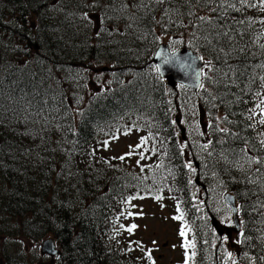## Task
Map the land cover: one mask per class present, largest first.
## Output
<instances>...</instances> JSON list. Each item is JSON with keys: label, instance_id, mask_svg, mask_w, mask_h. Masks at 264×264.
<instances>
[{"label": "trees", "instance_id": "1", "mask_svg": "<svg viewBox=\"0 0 264 264\" xmlns=\"http://www.w3.org/2000/svg\"><path fill=\"white\" fill-rule=\"evenodd\" d=\"M0 29L25 47L0 76V264L26 263L8 240L37 252L47 238L55 264H154L119 233L131 204L157 196L183 213L187 264H220L226 238L225 264H264V0H0ZM163 44L204 60L198 93L160 78ZM178 120L195 121L192 139ZM131 128L148 138L142 171L105 155ZM225 193L237 199L239 241L211 224Z\"/></svg>", "mask_w": 264, "mask_h": 264}, {"label": "rangeland", "instance_id": "2", "mask_svg": "<svg viewBox=\"0 0 264 264\" xmlns=\"http://www.w3.org/2000/svg\"><path fill=\"white\" fill-rule=\"evenodd\" d=\"M17 20L19 19L11 18L8 22H6V25L8 24L10 27H15V23H18ZM261 43H264V37L262 38ZM21 50H25L21 41L14 35L11 36L8 31L0 29V76L5 68V65L11 59L15 61V56L19 55L20 52H23ZM105 78L110 80L108 76ZM108 82L105 83V85L108 84ZM259 104L260 105L257 108L256 113L259 114L261 121H264V99ZM259 116L257 117L259 118ZM192 123H195V121ZM192 123L185 122L183 120L182 126L189 131L187 140L188 138L192 139L197 132V129L193 130ZM262 127L264 131V123H262ZM129 132L130 135L122 134L119 136L117 141L111 144L107 141L106 148L103 146L105 155L118 160L120 157L125 156L126 153H129V146L135 148L140 138V133L133 128H131ZM110 137V134L109 136H104L103 141L104 139ZM141 154H143V152L141 150L138 151L136 148V150L130 155L125 156V159L122 161H128L130 163L129 166H131L132 163L135 169L140 168L142 171L146 166L147 157L143 154L145 158L141 159ZM154 161H156V159ZM194 163V160H191L189 165L194 167ZM174 201L163 200L161 202H155L152 200H145L133 203L131 206L132 215L127 219V221H125L124 229L132 224L137 225V227L132 233L123 229L122 235H120L121 245L130 248L133 254L142 257L144 260H149L150 254V260L153 259L154 264H183V262H187L188 259L185 257L186 252L182 247V243L192 240L191 232L189 229L185 228L186 236L182 238L179 235L183 226L176 224L173 219L176 215V210L174 209L176 202ZM213 205L216 218L224 226L233 228L232 214L225 208L222 199H217L216 201L214 200ZM199 207H201V205H199ZM141 212L142 215H140ZM225 242L222 245L224 252L221 254L220 264H225L228 254L231 253V249L233 250V246L229 244L227 239H225ZM42 243L40 244L39 251L37 252L33 251L30 244H27L26 242L18 244L17 240H8L5 246L7 252L16 254L20 258L23 256V253L19 252L22 248H25L27 254L26 256H23L22 260L26 263L21 264H55L58 258L42 254Z\"/></svg>", "mask_w": 264, "mask_h": 264}, {"label": "water", "instance_id": "3", "mask_svg": "<svg viewBox=\"0 0 264 264\" xmlns=\"http://www.w3.org/2000/svg\"><path fill=\"white\" fill-rule=\"evenodd\" d=\"M169 51V47L162 45L159 47L158 51L155 54V57L153 58V63L161 69V71L158 72L161 78L163 80H166L168 86L172 89H175L179 85V81H181L187 82L185 86L186 88L194 91L195 93L199 92L201 89L200 85H202L203 83L204 61L198 54L194 53L190 49L178 50L180 51L181 57H186L192 63L194 61L193 64H195V67L197 69L195 76L186 79L182 73L164 64L163 58L167 55ZM197 73H200L199 79H197ZM177 124L180 125V121H177ZM180 129L182 131L184 139L186 130L182 127H180ZM223 199L227 203L228 207H230V209L233 211V222L237 230H240L238 208L234 195L231 193H226L223 196ZM212 226L220 236H223L225 230L223 229V226L220 224V222L215 218L212 219ZM41 252L43 255L51 256L53 258H58L60 256V251L57 249L56 243L53 239H47L42 243Z\"/></svg>", "mask_w": 264, "mask_h": 264}, {"label": "snow or ice", "instance_id": "4", "mask_svg": "<svg viewBox=\"0 0 264 264\" xmlns=\"http://www.w3.org/2000/svg\"><path fill=\"white\" fill-rule=\"evenodd\" d=\"M156 2H157V3H161V2H163V0H156ZM210 2H212V0H205V3H210ZM221 2H222V3H227L228 0H221ZM242 2H247V0H242ZM201 20H205V18L201 17ZM164 63H165V65H166V64L168 63V61L165 60ZM193 63H194V61H193ZM156 71H157V72H160L161 69H160L159 67H157ZM199 76H200V73H197V79H199ZM200 86L202 87L203 85H200ZM181 88H183V87H181ZM261 123H264V121H261ZM127 134H128V133H125V135H127ZM105 143H107V142H105ZM147 143H148V138H144V137H142V138H141V141H140V144L136 145L135 148H133L132 146H129L130 151H129V153H126L125 156L130 155L132 152H134V151L136 150V148H142V147H144ZM125 156L120 157V159H121V160L125 159ZM144 158H145L144 155L141 154V159H144ZM189 167H191V165H189ZM136 198H140V197H129V198H128V203L130 204V203H131V200H132V199H136ZM155 199H156V200H159L160 197L157 196V197H155ZM177 212H178L179 214H178L177 216H174L173 219H174V220H178V221H183L184 216H183V213L180 211L179 206H177ZM128 215L131 216L132 213L129 212ZM140 215H142V212L140 213ZM121 227L123 228V225H122ZM136 227H137V225L132 224L131 226L127 227V228L124 229V230L127 231V232H129V233H132L133 230H134ZM179 235H180L182 238L186 236L185 228H183V227L181 228V230H180V232H179ZM182 247L186 250V253H187V249H188L189 247H191V248L194 249V248H195V244H194V243L189 244V243H187V242L185 241L184 243H182ZM192 255H195V253L193 252ZM228 255H229V257L231 258V255H232V254L229 253ZM149 259H151V255H150V254H149ZM186 259H190V257H187V255H186Z\"/></svg>", "mask_w": 264, "mask_h": 264}, {"label": "clouds", "instance_id": "5", "mask_svg": "<svg viewBox=\"0 0 264 264\" xmlns=\"http://www.w3.org/2000/svg\"><path fill=\"white\" fill-rule=\"evenodd\" d=\"M261 37H264V32L260 34ZM259 38L257 37V43L259 42ZM261 47H264V45H261ZM163 60H167L168 63L166 64L169 67L174 68L176 71L182 73L184 77L191 78L196 75L197 69L195 67V64H193L189 59L186 57L180 56V51L178 50H170L167 55L163 58ZM165 64V63H164ZM187 82H181L179 81L180 87H185Z\"/></svg>", "mask_w": 264, "mask_h": 264}, {"label": "flooded vegetation", "instance_id": "6", "mask_svg": "<svg viewBox=\"0 0 264 264\" xmlns=\"http://www.w3.org/2000/svg\"><path fill=\"white\" fill-rule=\"evenodd\" d=\"M204 193L207 194L206 192H204ZM204 193H202V192L196 193V196L198 197L196 199H199L200 198L201 200H203ZM234 238H235V240H238L239 241L241 239V233L240 232H234Z\"/></svg>", "mask_w": 264, "mask_h": 264}, {"label": "bare ground", "instance_id": "7", "mask_svg": "<svg viewBox=\"0 0 264 264\" xmlns=\"http://www.w3.org/2000/svg\"><path fill=\"white\" fill-rule=\"evenodd\" d=\"M203 71H204V69H203ZM180 132L182 133L181 129H180ZM206 190H207L206 186L202 185V190H200L199 192L203 193V191L206 192ZM199 192H197V193H199ZM203 197H204V195H203Z\"/></svg>", "mask_w": 264, "mask_h": 264}]
</instances>
